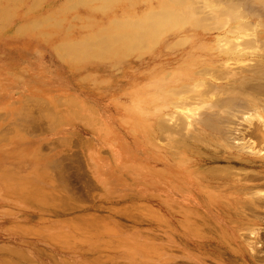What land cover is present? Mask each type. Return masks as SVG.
Masks as SVG:
<instances>
[{
  "label": "rangeland",
  "instance_id": "rangeland-1",
  "mask_svg": "<svg viewBox=\"0 0 264 264\" xmlns=\"http://www.w3.org/2000/svg\"><path fill=\"white\" fill-rule=\"evenodd\" d=\"M252 2L241 1L244 9L260 8ZM219 34L213 28L198 36L211 42ZM165 40L115 68L75 72L46 45L0 44V264H191L195 257L222 263L209 254L215 243L247 245L253 237L254 245L264 244V207L244 216L245 229L233 211L204 209L189 194L169 201L168 187L153 185L161 162L187 169L189 158L171 147L172 137L155 134L157 120L177 123L173 113L187 111L174 109L167 92L151 103L163 76L174 82L171 73L187 63L177 60L185 52L168 49ZM197 122H190L193 130ZM243 170L235 167L232 177Z\"/></svg>",
  "mask_w": 264,
  "mask_h": 264
},
{
  "label": "bare ground",
  "instance_id": "bare-ground-1",
  "mask_svg": "<svg viewBox=\"0 0 264 264\" xmlns=\"http://www.w3.org/2000/svg\"><path fill=\"white\" fill-rule=\"evenodd\" d=\"M241 1L201 0L200 7L196 0H0V44L46 45L71 72L96 65L115 68L164 39L168 49L185 52L177 59L187 61L185 68L171 73L174 82L165 83L171 78L163 76L164 83L157 86L151 103L158 104L167 92L174 109L186 107L183 112L188 116L180 114L181 109L173 113L180 122L162 125L157 120L154 126L156 135L172 137L175 147L173 143L171 147L189 157L188 165L186 169L161 162L153 185L168 187L169 201L189 194L196 198V205L218 214L233 211L236 222L248 226L244 216H256L264 207V31L258 30L264 0H251L260 6L252 11L244 9ZM250 16L258 18L255 25ZM213 28L221 34L211 42L200 39L201 30L205 34ZM171 37L174 40L169 42ZM198 109L200 118L194 114ZM190 116L192 121L187 120ZM52 120L61 122L53 115ZM194 120L200 127L193 130L190 122ZM181 152L170 154L180 157ZM235 167L245 169L236 180L232 177ZM212 220L220 228L223 225L217 217ZM246 239L247 245L215 243L209 254L223 264L264 263L262 240L254 245L253 237ZM205 259L195 257L191 264H222Z\"/></svg>",
  "mask_w": 264,
  "mask_h": 264
}]
</instances>
